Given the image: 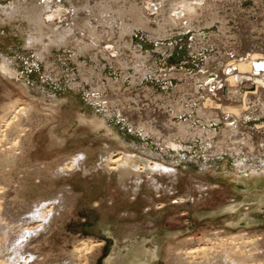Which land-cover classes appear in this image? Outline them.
Segmentation results:
<instances>
[{
    "label": "bare ground",
    "instance_id": "1",
    "mask_svg": "<svg viewBox=\"0 0 264 264\" xmlns=\"http://www.w3.org/2000/svg\"><path fill=\"white\" fill-rule=\"evenodd\" d=\"M242 1L85 0L76 5L74 0H16L0 5V24L25 20L29 33L23 38L24 44L38 46L39 56L47 55L53 48H73L83 79L90 81L93 75L100 78L102 71L79 61V54L92 52L95 61L103 57L121 69L120 79L107 78L112 94H103V85L97 84L94 89L98 94L90 99L103 103L105 108L117 106L118 118L130 132L111 126L95 111L90 118L87 112L78 115L83 122L89 119L92 129L98 132L104 127L108 137L115 139L116 145L105 143L98 148L100 164L107 170L133 179L136 186L143 181V172L152 184L156 180L154 173L176 177L180 171L164 163L165 154L176 156L178 162L180 159L187 162V157L189 161L195 160L197 155L190 156L193 151L188 143L199 139L206 148L202 153L204 160L213 157L224 161L212 172V177L244 196L242 201L227 206L226 212L236 216V223H245L249 220L247 210L264 205V0H250L260 9L256 20L250 18L254 11L242 8ZM228 9L234 14L229 16L237 21L234 27L228 26ZM216 22L219 23L218 32L211 31L208 41L218 46L219 57L206 56L204 64L194 72L177 67L160 71L159 79L172 84L171 79L175 78L180 83L167 96L154 93L148 77L156 68L146 63L141 47L133 45L135 31L142 29L157 39L192 29L196 38L203 40L205 32L199 31L211 28ZM253 29H258L261 35L254 37ZM157 44L161 48L160 43ZM0 55L3 76L14 75L12 58ZM129 70H133L129 75L130 87L122 89ZM77 84L80 82H74L73 87ZM44 110L31 102L11 101L0 105V179L4 178V169L15 164L19 153L16 150H24L27 136L39 121L57 117L55 110L49 113ZM151 138L164 145V153L144 150L143 157L132 149L137 148L140 139ZM243 149L245 157H240ZM225 154L232 156L231 166ZM85 159V151H77L62 159L55 170L72 171L77 162ZM202 166L198 174L207 175L206 162ZM190 175L198 180L197 176ZM203 183L219 186L216 182ZM2 185L0 264H95L99 253L89 254L103 241L89 237L77 239L60 257L41 249V245L55 237L58 231L65 200L70 194L66 189L41 192L28 202L24 200L22 207L17 209L12 205L3 206L1 199L5 188ZM187 200L192 201L193 197L173 198L176 204ZM130 236L131 233L124 237L125 245L117 239L114 241L112 252L104 258L103 264H155L161 252L160 243L154 242L153 248L147 249L144 241L131 244ZM168 251L174 252L178 264H264V237H256L245 230L213 231L195 245L172 247Z\"/></svg>",
    "mask_w": 264,
    "mask_h": 264
},
{
    "label": "rangeland",
    "instance_id": "2",
    "mask_svg": "<svg viewBox=\"0 0 264 264\" xmlns=\"http://www.w3.org/2000/svg\"><path fill=\"white\" fill-rule=\"evenodd\" d=\"M13 1L16 0H0V5H7ZM74 2L81 5L85 0ZM242 8L254 11L250 16L252 20L258 18L260 9L253 1L243 0ZM227 13L228 16L234 15L230 9ZM229 18L228 26L234 27L237 21L232 16ZM218 26L219 23L216 22L211 28L200 30L199 33L205 32L203 40L196 38V32L192 29L157 39L142 29L135 31L137 33L133 34V45L140 46L142 55L146 56V63L156 68L154 74L148 77V84L154 88V93H163L167 96L172 93L174 86L180 83L175 78L171 79L172 84L169 80L159 79L157 76L160 71L177 67L194 72L204 64L206 56L219 57L218 46L210 45L208 41L210 32H218ZM28 33L29 26L25 20L0 24V54L12 58L15 67V74L12 76H3L0 71V105L11 101L31 102L39 110L45 109V113L55 110L57 117L52 116L39 121L27 136L24 150H16L19 153L15 164L4 169V178L0 179V185L3 184L5 188L2 195L4 199H1L3 206L12 205L11 207L17 209L22 207L24 200L28 202L41 192L53 193L66 189L70 193L67 194L64 215L59 221L55 237H50L44 242L41 249L47 251L49 255L53 253L60 257L65 248L69 250L73 243L82 237H89L103 241L89 254L95 256L99 253L95 264H103L104 258L112 252L114 241L117 239L125 245L124 237L131 233V244L144 241L145 248L150 249L153 248L154 242L160 243L161 252L155 264H178L176 259L174 260V252L169 253V249L195 245L204 235L213 231L231 233L245 230L256 237H264L263 204L262 208L252 207L247 210L249 220L245 223H236V216L226 212L227 206L242 201L244 196L212 177V172L221 167V162L224 161L213 157L204 160L202 153L206 148L199 139L195 143H188L193 151L190 156L197 155L195 160L189 161L187 157V162L181 159L178 162L176 156L165 154L164 163L180 172L176 177L154 173L155 184L150 183L143 172V181L136 186L133 179L119 177L117 171H109L100 164L98 148L105 143L116 145L115 139L108 137L109 134L104 127L98 132L92 129L90 120L83 122L78 115L87 112L90 118L95 111L99 116L105 117L111 126H116L115 128L120 131L130 132L128 126L118 118L117 106L105 108L103 103L90 99L91 96L98 94L94 89L97 84L103 85V94H112L107 78L120 79L121 69L111 65L103 57L95 61L92 52L79 54V61H85L87 66L102 71L100 78L93 75L90 81L83 79L74 58L73 48H53L47 55L39 56L38 46L35 48L24 44L23 38ZM252 35L258 37L261 32L253 29ZM157 43H160L161 48ZM132 71L129 70L122 89L130 87L129 75ZM76 81L80 84L73 87ZM108 112H111L110 117ZM127 140L131 141V138L127 137ZM163 147L164 145L151 138L140 139L137 141L138 149L135 147L132 149L144 157L146 154L144 150L151 149L164 153ZM77 151H85L84 162H77V167L69 172L55 170L62 159ZM245 153L243 149L240 157H245ZM225 156L229 158L228 165L231 166L232 156L230 154ZM205 162L209 168L208 174L199 175L198 171L204 167L202 164ZM190 174L197 176L198 180L192 178ZM205 181L216 182L219 186L204 185ZM177 196H192L193 200L176 204L173 198Z\"/></svg>",
    "mask_w": 264,
    "mask_h": 264
}]
</instances>
